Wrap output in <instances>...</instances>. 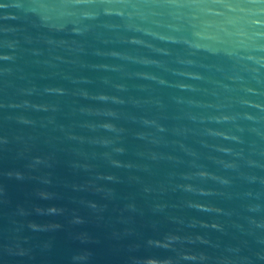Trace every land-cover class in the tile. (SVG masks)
Here are the masks:
<instances>
[{
	"label": "water",
	"instance_id": "obj_1",
	"mask_svg": "<svg viewBox=\"0 0 264 264\" xmlns=\"http://www.w3.org/2000/svg\"><path fill=\"white\" fill-rule=\"evenodd\" d=\"M0 264H264V0H0Z\"/></svg>",
	"mask_w": 264,
	"mask_h": 264
}]
</instances>
